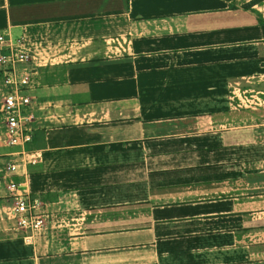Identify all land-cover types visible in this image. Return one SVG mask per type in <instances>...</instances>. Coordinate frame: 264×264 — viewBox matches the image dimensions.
<instances>
[{"label":"crops","instance_id":"1","mask_svg":"<svg viewBox=\"0 0 264 264\" xmlns=\"http://www.w3.org/2000/svg\"><path fill=\"white\" fill-rule=\"evenodd\" d=\"M252 1L0 0V33L32 51L23 146L0 66V264H264ZM11 182L41 231L16 227Z\"/></svg>","mask_w":264,"mask_h":264},{"label":"built area","instance_id":"2","mask_svg":"<svg viewBox=\"0 0 264 264\" xmlns=\"http://www.w3.org/2000/svg\"><path fill=\"white\" fill-rule=\"evenodd\" d=\"M31 62L32 51L22 38L10 40L0 33V66L4 68V84L9 89L3 98V113L6 116V140L10 146H23L32 141V132L25 125L29 119L23 112L31 103V98L26 94V90L31 88V75L18 67L19 64ZM7 169L17 173L19 165L12 164ZM8 189L15 200L13 218L16 227L36 232L44 229L45 219L39 213L40 203L22 193L16 182H11ZM31 239L28 237L25 241L30 243Z\"/></svg>","mask_w":264,"mask_h":264},{"label":"trees","instance_id":"3","mask_svg":"<svg viewBox=\"0 0 264 264\" xmlns=\"http://www.w3.org/2000/svg\"><path fill=\"white\" fill-rule=\"evenodd\" d=\"M226 1H228V2H233V1H235V0H226ZM261 1H262V0H253L248 6H252V5L257 4V3L261 2ZM248 6H246V7H248Z\"/></svg>","mask_w":264,"mask_h":264}]
</instances>
